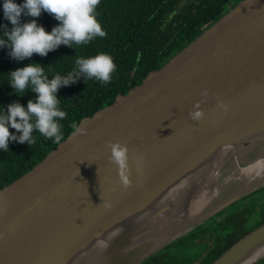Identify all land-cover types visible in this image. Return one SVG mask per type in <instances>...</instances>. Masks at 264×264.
I'll return each instance as SVG.
<instances>
[{"label": "water", "instance_id": "water-1", "mask_svg": "<svg viewBox=\"0 0 264 264\" xmlns=\"http://www.w3.org/2000/svg\"><path fill=\"white\" fill-rule=\"evenodd\" d=\"M263 185L264 0H241L0 190V264H142ZM263 259L264 223L210 264Z\"/></svg>", "mask_w": 264, "mask_h": 264}, {"label": "trees", "instance_id": "trees-1", "mask_svg": "<svg viewBox=\"0 0 264 264\" xmlns=\"http://www.w3.org/2000/svg\"><path fill=\"white\" fill-rule=\"evenodd\" d=\"M240 1L100 0L96 8V16L106 32L103 37L96 36L89 43L73 45V48L61 45L46 56L33 54L32 57L22 61L11 59L7 47L0 48V106L6 109V106L12 102H19L26 106L28 100L35 99L31 92H27L23 97L10 95L13 89L8 85L6 75L16 68L33 62L39 63L45 67L51 78L53 73L63 75L74 68L76 56H93L99 52L110 54L116 69L109 83L85 79L83 75H80L76 77L75 83L58 90L60 107L66 112L65 118L60 122L63 142L81 122L91 119L97 112L115 104L120 97L161 68L173 55ZM16 2L21 3L22 0H16ZM31 19L34 18L23 15L21 17L22 22ZM35 19L49 32L58 23L47 12H43ZM0 25H7L8 29L12 27L11 23L3 17L2 5H0ZM5 30L4 27H0V38L3 37ZM137 53L140 54L139 60H137ZM10 131L15 132L14 129ZM16 134L19 135V133ZM32 135L36 137V143L33 145L11 141L9 151H0V190L21 178L60 144L40 136L36 131H33ZM261 190L263 192H260ZM252 194L262 196L264 187ZM248 218H250L249 215L245 216V219ZM241 223L242 221L235 227ZM262 223L264 219L250 230L238 232L227 246H217L210 252L205 264L212 263L240 238ZM225 230L222 229L221 232ZM221 235L222 233H218L217 239ZM195 237H198L197 231L185 236L181 241L182 243L191 241ZM257 264H264V259Z\"/></svg>", "mask_w": 264, "mask_h": 264}, {"label": "clouds", "instance_id": "clouds-1", "mask_svg": "<svg viewBox=\"0 0 264 264\" xmlns=\"http://www.w3.org/2000/svg\"><path fill=\"white\" fill-rule=\"evenodd\" d=\"M99 3L100 0H22L21 3L16 0H0L3 17L12 25L10 29L7 25H0L6 29L0 38V48L7 47L11 59L22 61L33 54L46 56L61 45L73 48V45L89 43L96 36L103 37L106 32L96 16ZM43 12L58 21L50 32L35 19ZM22 15L34 19L22 22ZM139 58L140 54L137 53V60ZM74 65L66 74L53 73L51 78L45 67L35 62L16 68L6 75L8 85L13 89L10 95L23 97L31 92L35 99L28 100L26 106L19 102L8 104L6 109L0 106V151H9L11 141L33 145L36 143L33 131L51 139L53 143H61L63 133L60 122L66 112L60 107L58 90L75 83L76 77L80 75L107 84L116 69L113 57L105 52L87 57L76 56ZM191 116L198 119L201 112L196 111ZM110 148V159L121 168L125 167L126 147L110 143ZM123 183L127 185L128 180L123 178ZM109 206L105 204V207Z\"/></svg>", "mask_w": 264, "mask_h": 264}, {"label": "flooded vegetation", "instance_id": "flooded-vegetation-1", "mask_svg": "<svg viewBox=\"0 0 264 264\" xmlns=\"http://www.w3.org/2000/svg\"><path fill=\"white\" fill-rule=\"evenodd\" d=\"M263 187H264V185L259 187L257 190L262 189ZM257 190H255V191H257ZM255 191L245 195L244 197H242L239 200L232 203L231 205H233V204L234 205L231 208H229L231 206V205H229L225 210L215 214L214 216H212L211 218L207 219L202 224L197 226L198 227V230H197L198 237H195L191 241H187V242L182 243L181 239H183L185 236L192 233V232H190L189 234H186L185 236L178 238L177 240H175V241L169 243L167 246L163 247L161 250H159L153 256H151V257L155 258V260L152 261V264H169L172 259L169 258L170 256L168 253L173 251V248H176L178 246L184 247L186 244H190L192 242H194V243L202 242L203 238L206 235H208V237H210L211 232L209 231V228L218 229L219 233H222L221 237L219 239H216V240L211 239V241L208 238L206 243H207V246L208 245L210 246V248L208 247L209 249L207 251V255L197 259L193 263V264H205V260L209 256L210 252H212L217 246H220V247L227 246L229 244L230 240L233 239L238 234V232L240 233L242 231H244V232L248 231L254 225H256L258 222H260L262 219H264V197H262V196H260L261 198L259 197L262 200L261 204H256L254 206L245 204L247 198L254 195L252 193H254ZM255 195L258 197V194H255ZM247 209L252 210V211L250 213H247L246 212ZM225 212H226V215L224 217L220 216V214L225 213ZM247 215H249L250 218L245 219V216H247ZM216 218L218 219L217 221H216ZM235 218H242V223H241V225L229 230L231 228V226H230V223H227V222H231ZM250 219H258L259 221L256 222L255 224H251V223L249 224ZM208 221H209V223L207 225H205L206 222H208ZM246 226H248V227L245 228ZM197 227H195V230ZM222 229H226V230H228V232H225L226 234H223V232H221ZM203 231H206V232L203 233ZM174 251H176V250H174ZM186 262H188V261L186 260ZM173 263H175V262H173Z\"/></svg>", "mask_w": 264, "mask_h": 264}, {"label": "rangeland", "instance_id": "rangeland-1", "mask_svg": "<svg viewBox=\"0 0 264 264\" xmlns=\"http://www.w3.org/2000/svg\"><path fill=\"white\" fill-rule=\"evenodd\" d=\"M260 192H263V191L261 190ZM263 196H264V194L262 195V197ZM261 203H262V200L259 198V196L257 197L256 195L250 196L249 198H247V200L245 202L246 205H251V206H254L256 204H261ZM233 205H231L229 208H231ZM251 211L252 210H248V209L246 210L247 213H250ZM225 215H226V212L220 214V216H223V217ZM217 220L218 219L216 218V221ZM241 221H242L241 218H235L233 221L227 222V223H230V226H231V228L229 230L235 228L236 224L240 223ZM258 221H259L258 219H250L249 224L250 223L251 224H255ZM208 223H209V221L206 222L205 225H207ZM247 227L248 226H246L245 228H247ZM193 230L197 231L198 227L196 228V230H195V228ZM193 230H192V233L194 232ZM209 231L211 232L210 233V237H208V235H206L203 238L202 242H197V243L192 242L190 244H186L184 247L178 246L176 248H173V251L168 253L169 256H170L169 258L172 259L169 264H175V263L193 264L197 259L207 255V251L210 248L209 245L207 246V243H206L207 239L209 238L210 241H211V239L216 240L217 239V234L219 233L218 229L209 228ZM225 232H228V230L223 231V234H226ZM174 250H176V251H174ZM154 260H155V258L150 257V259L146 260L142 264H152V261H154ZM186 260L188 262H186ZM173 262H175V263H173Z\"/></svg>", "mask_w": 264, "mask_h": 264}, {"label": "bare ground", "instance_id": "bare-ground-1", "mask_svg": "<svg viewBox=\"0 0 264 264\" xmlns=\"http://www.w3.org/2000/svg\"><path fill=\"white\" fill-rule=\"evenodd\" d=\"M248 170H249V168H248ZM248 170H246V171H248Z\"/></svg>", "mask_w": 264, "mask_h": 264}]
</instances>
